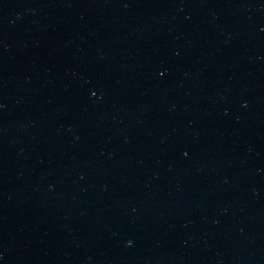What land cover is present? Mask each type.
Listing matches in <instances>:
<instances>
[{
    "label": "water",
    "instance_id": "obj_1",
    "mask_svg": "<svg viewBox=\"0 0 264 264\" xmlns=\"http://www.w3.org/2000/svg\"><path fill=\"white\" fill-rule=\"evenodd\" d=\"M0 264H264V0H0Z\"/></svg>",
    "mask_w": 264,
    "mask_h": 264
}]
</instances>
